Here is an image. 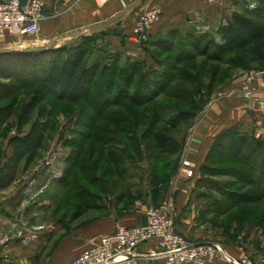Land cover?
<instances>
[{"label":"rangeland","instance_id":"rangeland-1","mask_svg":"<svg viewBox=\"0 0 264 264\" xmlns=\"http://www.w3.org/2000/svg\"><path fill=\"white\" fill-rule=\"evenodd\" d=\"M212 35L217 42L222 41L221 36ZM28 40L34 43L38 38ZM176 44L171 52L157 51L153 59L145 55L146 63L138 64L139 73L158 69V62L170 71L172 67L176 68L173 69L176 79L168 92L148 105L137 104L135 100L133 103L132 98L137 97L142 101L150 96L147 85L153 76L144 78L143 75H148L144 73L135 77L132 67L131 70L126 68L127 62L118 65L120 71L114 66L116 61L113 63L111 59V62H107L108 66L113 63L116 69L102 76L106 81L111 77L117 81L128 74L134 81H129L122 89L111 86L103 90L101 95L109 101L106 104L96 103L100 95L70 103L59 101L47 88L43 91L29 85L32 87L22 89L17 79L20 75L30 76L29 69L25 67L28 63L15 61L20 69L23 67L19 71L8 68L7 77L10 80L5 84L12 86L13 94L7 97L5 104L14 103L11 114L0 123V132H3L0 151L13 132L15 135L27 134L38 122L40 131L41 126L45 127L41 137L43 145L31 154V159L24 156L10 165V172H14L13 186L18 188L23 185L27 174H32L43 160L51 158L60 161L59 172L68 175L67 183L58 188L57 210L48 214L47 220L61 219L68 226H79L90 219L108 215L114 208L129 213L139 202H145L149 206L148 213L172 200L173 214L175 221H178L176 201L179 191L171 199L175 181L196 180L197 175L196 164L190 158L183 159L192 131L199 117L217 98H249V94L253 98L264 92V76L253 83L250 81L251 73L264 72V39L225 56L222 62L213 61L210 55L193 54L177 62L180 55L185 58L187 54L179 53L181 40H177ZM259 49L262 52L257 55ZM98 56L96 54L94 58L100 62L102 57ZM31 62L30 66H35V61ZM132 63L137 65L135 61ZM125 68L126 75L123 73ZM99 75L97 80L102 78L101 73ZM242 76L245 78L242 86L227 88ZM99 89L97 94H100ZM35 92L39 97L43 96V101L34 109V113L23 114L26 117L24 120L20 118L22 110ZM119 94H122V98L116 101ZM115 103H119L118 106ZM97 106L98 110L104 111L98 113ZM43 108L49 113L45 111V116L38 120L36 114ZM173 121L178 123L172 124ZM159 125L170 129L171 135L181 146L179 154L166 155L157 147L151 132ZM223 143L227 144L228 139ZM222 151V155L214 154L206 160V166L194 184L196 204L202 212H207L200 214L199 221L207 225L205 231L211 241H215L211 245L221 246L223 250V244L239 245L246 252L240 259L264 264V192L261 191L264 190V148L253 145L240 155L234 151ZM49 187L50 192L57 191L56 186ZM229 195L233 198H229ZM2 240L5 239H0V242Z\"/></svg>","mask_w":264,"mask_h":264},{"label":"crops","instance_id":"crops-1","mask_svg":"<svg viewBox=\"0 0 264 264\" xmlns=\"http://www.w3.org/2000/svg\"><path fill=\"white\" fill-rule=\"evenodd\" d=\"M42 1L45 20L37 42L30 43V38L0 39V74L3 72L0 83L10 80L8 68L16 69L15 57L32 53L23 50L54 42L57 47L51 49L70 48L94 37L102 60H144L149 53L132 41V32L138 17L151 9L162 11L161 21L150 37L159 40L173 32L182 36L190 32L221 36L220 29L234 14H249L264 3V0H218L215 4L207 0H114L99 7L89 0ZM94 57L91 60H96ZM244 81L242 76L227 88H238ZM259 99H264V92L253 98L223 96L214 100L199 117L183 154L184 160L190 158L196 164V180L214 146L229 134L240 133L264 141V111L257 104ZM14 135L13 132L0 151V239L9 240L0 250V264H73L77 257L112 235L118 227L145 224L149 208L145 202H139L129 213L111 209L108 215L79 226H68L61 219L47 220V215L57 210L58 188L63 178L59 172L60 161L43 160L32 174L24 177L23 185L15 188L12 174L8 177L9 166L13 165L14 147L10 140ZM196 180L175 181L171 199L179 191L176 229L194 243H215L205 231L207 225L200 222V214L206 211L198 208L193 195ZM50 185L56 186L57 191L50 192ZM223 245L230 257L240 259L246 255L239 245ZM165 260L156 243L151 242L139 248L125 264H165ZM213 264H225V260L221 257Z\"/></svg>","mask_w":264,"mask_h":264},{"label":"trees","instance_id":"trees-1","mask_svg":"<svg viewBox=\"0 0 264 264\" xmlns=\"http://www.w3.org/2000/svg\"><path fill=\"white\" fill-rule=\"evenodd\" d=\"M219 33L222 37L221 42H217L215 37L209 33L190 32L182 36L177 32H173L164 36L165 38H161L159 40L150 39L148 42L141 44V46L145 48V51L149 53V56L152 58L153 56H156L157 51L171 52L174 48H176V41L181 40L182 46L179 48V53L187 54V57L183 58L180 55L177 62L189 58L192 54L195 56L210 55L213 61L222 62L225 56L251 47L264 39V3L256 9H253L249 14H234L229 22H227V24L220 29ZM191 49L193 50L192 52ZM255 50L256 49H254V51ZM99 51L100 50L97 48V39L93 37L86 38L85 42L77 47L49 49L43 52H32L21 55L19 58L15 57L13 62L15 64V61H18L19 63H28L25 64V67L28 68L30 72V76L25 75L22 77V75H20L17 79L19 87L25 89L32 87L29 85H34L33 87L42 88L43 91L47 88L59 101H67L70 103L90 100L91 98H95L100 95L98 99L99 101L96 103L106 104L109 101L107 98H104L105 96L101 95L103 90H106L107 88L109 89L111 86H117L122 89L129 81L134 80H131L129 74L126 78L122 75V78L117 81H114L112 77L106 81V79L102 76L106 72L115 71L116 68L120 71L118 65L122 64V62H127L126 68L131 70L132 67L135 71V77H138L139 74L143 75L144 73H148V75H143L145 76L144 78H151L153 76V78L149 80L150 82L148 81L147 85V88L151 93L150 96L142 101L137 100V97H134V99L132 98L133 103H135V100L137 104L148 105L155 101V99L161 94L167 93L172 84L175 82L176 75L173 74V69L176 68L172 67L170 71L166 68V66L158 62V69H151V71L146 69L149 72L142 70V72L139 73L137 69L139 67L138 64H145V60L135 61L138 65L137 66L132 65V61H122L118 58L113 62L115 63L116 61V64L114 65L116 67L115 68L113 63L110 66L106 65V62L108 61L107 59L102 60L101 58L100 62L98 60H91V58L98 54ZM261 52L262 50L259 49L257 55ZM31 61L36 62H34L35 66H30V63H32ZM16 66V69H13L12 71H19L18 64H16ZM126 68L123 71L125 75L127 70ZM99 73H101V80H97L99 79L98 76H100ZM103 79H105V81ZM97 88H101L99 89L100 94H97ZM12 92V86L0 83V123H3L11 114L14 101H12L9 105H6L5 103L7 97L13 94ZM121 95H118L116 101H120V98H122ZM42 97L43 96L39 97V95L35 92L32 98L27 102L24 110H22V117L20 116V118L25 120L26 117H23V114H29L31 112L34 113V109H36L38 104L43 101ZM118 104L119 103H115V106H118ZM110 106L111 104L108 105V107ZM98 109L99 106L96 108L98 113H102L104 111V109ZM45 111L47 114L49 113L44 108L37 112L36 115L38 120L40 117L42 118L45 116ZM176 122L178 123V121ZM176 122L173 121L172 124H177ZM39 126L40 123L38 122L37 125L33 126L27 134L16 133V135L11 138V144L14 147L13 161H20L24 156H28V160L31 159V154L35 153L38 148L43 145V139L41 140V137L44 135L45 127L41 126L40 131ZM151 135L157 147L163 154L176 155L180 153L181 146L178 141L173 138L171 131L167 126L159 125L157 129H154L153 132H151ZM227 139V144L219 141L214 146L213 150L208 155L207 160L212 158L214 154L217 156L222 155V150L234 151L240 155L244 149L250 148L253 145L257 148H264V141H259L255 137H248L241 135L240 133L229 134ZM8 171V177L10 178V174L14 177V172H10V166ZM67 180L68 175L64 173L61 185H64L65 182L67 183ZM261 191L264 192V190ZM229 198L232 199L233 197L229 195Z\"/></svg>","mask_w":264,"mask_h":264},{"label":"built area","instance_id":"built-area-1","mask_svg":"<svg viewBox=\"0 0 264 264\" xmlns=\"http://www.w3.org/2000/svg\"><path fill=\"white\" fill-rule=\"evenodd\" d=\"M89 1L103 7L114 0ZM217 1L207 0L210 4ZM44 7L42 0L0 2V39L8 37L37 39L45 20ZM161 18L160 9H151L141 14L133 29L132 41L137 44L148 42ZM263 76L264 72L251 73L250 81L253 83ZM256 101L264 111V99ZM173 212L172 200L161 208L149 210L145 224L118 227L112 235L102 238L77 257L73 264H125L130 257L137 254L139 248L151 242L156 243L160 254L165 257V264H213L220 257L224 258L225 264H253L250 259H237L226 255L221 246L191 243L177 232ZM8 243V239L2 240L0 250Z\"/></svg>","mask_w":264,"mask_h":264},{"label":"water","instance_id":"water-1","mask_svg":"<svg viewBox=\"0 0 264 264\" xmlns=\"http://www.w3.org/2000/svg\"><path fill=\"white\" fill-rule=\"evenodd\" d=\"M57 47L56 45V42L54 43H51L47 46H41V47H35V48H30V49H27V50H23L24 52H43L45 50H49L51 48H55Z\"/></svg>","mask_w":264,"mask_h":264}]
</instances>
